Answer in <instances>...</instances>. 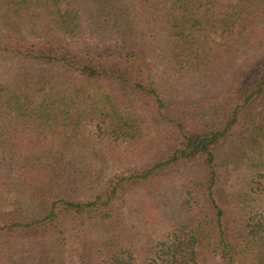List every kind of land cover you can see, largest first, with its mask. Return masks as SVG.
I'll return each instance as SVG.
<instances>
[{
	"label": "trees",
	"instance_id": "trees-1",
	"mask_svg": "<svg viewBox=\"0 0 264 264\" xmlns=\"http://www.w3.org/2000/svg\"><path fill=\"white\" fill-rule=\"evenodd\" d=\"M13 65L0 264H264V0H0Z\"/></svg>",
	"mask_w": 264,
	"mask_h": 264
},
{
	"label": "rangeland",
	"instance_id": "rangeland-1",
	"mask_svg": "<svg viewBox=\"0 0 264 264\" xmlns=\"http://www.w3.org/2000/svg\"><path fill=\"white\" fill-rule=\"evenodd\" d=\"M94 38H95V35L94 34H91L90 32L86 33L85 36H84V39H86L87 41H91L93 42L94 41ZM16 69V65H13V66H10V67H1L0 68V77H2L3 79H7L8 77H10V73L13 72L14 70ZM178 98H182V97H178ZM101 167L100 166H97V169L99 171ZM123 168H121L120 170L116 169V168H111L110 169L108 167L104 168L100 175H101V178L102 180H105L107 178H109L110 174L113 175L117 172H121ZM178 178L177 177H173L169 183H172V184H168L169 186V189L171 190L172 194V203L175 204V208L174 210H177L181 207V204L183 203L184 201V198H183V193L181 192V190L179 189L178 187V182H177ZM133 199H137V196H133L132 199L129 198V203L130 205H133L132 202H133ZM12 201V195H10L8 197V202H11ZM173 210V212H174ZM72 225H66L65 226V231H66V234L67 235H73L75 233V231L73 229Z\"/></svg>",
	"mask_w": 264,
	"mask_h": 264
}]
</instances>
